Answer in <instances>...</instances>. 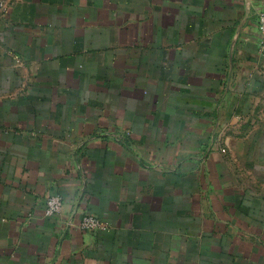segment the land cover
I'll use <instances>...</instances> for the list:
<instances>
[{"label": "crops", "instance_id": "obj_1", "mask_svg": "<svg viewBox=\"0 0 264 264\" xmlns=\"http://www.w3.org/2000/svg\"><path fill=\"white\" fill-rule=\"evenodd\" d=\"M0 4V264H264V0Z\"/></svg>", "mask_w": 264, "mask_h": 264}, {"label": "built area", "instance_id": "obj_2", "mask_svg": "<svg viewBox=\"0 0 264 264\" xmlns=\"http://www.w3.org/2000/svg\"><path fill=\"white\" fill-rule=\"evenodd\" d=\"M2 7L3 4H0ZM259 29L261 32V44L264 47V5L259 18ZM64 199L61 195H51L46 199L44 214L48 218L59 216L62 213ZM80 228L86 232L104 231L108 225L93 215H85L80 223Z\"/></svg>", "mask_w": 264, "mask_h": 264}]
</instances>
